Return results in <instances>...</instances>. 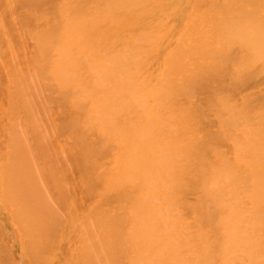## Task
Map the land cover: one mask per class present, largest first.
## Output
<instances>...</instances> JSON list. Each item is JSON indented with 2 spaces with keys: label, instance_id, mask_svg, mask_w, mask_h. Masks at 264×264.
Segmentation results:
<instances>
[{
  "label": "bare ground",
  "instance_id": "obj_1",
  "mask_svg": "<svg viewBox=\"0 0 264 264\" xmlns=\"http://www.w3.org/2000/svg\"><path fill=\"white\" fill-rule=\"evenodd\" d=\"M0 264H264V0H0Z\"/></svg>",
  "mask_w": 264,
  "mask_h": 264
}]
</instances>
